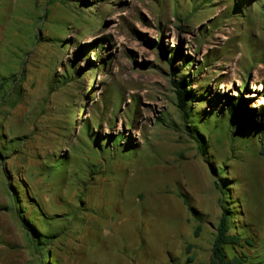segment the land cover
<instances>
[{
    "label": "rangeland",
    "instance_id": "obj_1",
    "mask_svg": "<svg viewBox=\"0 0 264 264\" xmlns=\"http://www.w3.org/2000/svg\"><path fill=\"white\" fill-rule=\"evenodd\" d=\"M1 85L0 264H264V0H0Z\"/></svg>",
    "mask_w": 264,
    "mask_h": 264
},
{
    "label": "trees",
    "instance_id": "obj_2",
    "mask_svg": "<svg viewBox=\"0 0 264 264\" xmlns=\"http://www.w3.org/2000/svg\"><path fill=\"white\" fill-rule=\"evenodd\" d=\"M178 56V50L172 49L170 53V59L168 60V64L170 66L174 65V61ZM186 62L187 59H184ZM179 71L174 70L173 74L174 76H177V79L172 80V84L175 87V91L177 94L178 99V107L181 111L185 112L186 117L191 116V114L188 113V106L189 103L194 101L195 99V93L191 88L190 80L185 74L182 76L178 75ZM66 78V77H65ZM2 88V85L0 86ZM227 107V114L231 118V124L232 125H241L245 122L250 121L249 113L247 111V107L245 104V101L241 98L231 99L228 103ZM194 127V126H192ZM195 128V127H194ZM193 129V128H192ZM198 136L200 134L198 133ZM201 137V136H200ZM199 137V142L204 144V140L202 137ZM217 185V183H215ZM218 188H221V186L218 184ZM222 194L225 196V193L223 190ZM226 200V199H225ZM186 205H188L190 212L198 219L201 220V214L192 206H190L187 199H185ZM222 213L219 218L218 224L216 226V233L214 236V240L211 247V258L209 263H200V264H245V260L239 256H234L233 258H229L228 252L226 251L227 245H242L243 238L240 234L231 233L232 229V216L230 210L222 205ZM25 228L27 229L28 235L31 239V241H34V245L37 250L44 249L42 248V245H44L43 240L40 239L41 234L38 232V230L34 227L32 223H30L27 220H24ZM202 229V225L198 224L195 231L194 236L198 237L200 235ZM40 236V237H39ZM41 240V242H39ZM248 241V240H247ZM43 243V244H40ZM41 245V246H40ZM192 245L189 244L187 246V253H190ZM193 258L189 257L188 262H192ZM43 264H56L52 261H45ZM249 264H256V263H249Z\"/></svg>",
    "mask_w": 264,
    "mask_h": 264
}]
</instances>
